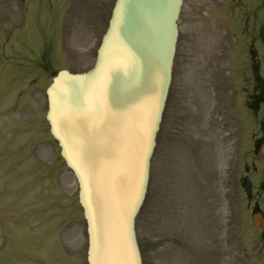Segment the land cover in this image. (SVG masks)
<instances>
[{
  "label": "rangeland",
  "instance_id": "obj_1",
  "mask_svg": "<svg viewBox=\"0 0 264 264\" xmlns=\"http://www.w3.org/2000/svg\"><path fill=\"white\" fill-rule=\"evenodd\" d=\"M112 2L0 0V264H87L78 187L49 134L44 90L55 70L92 66ZM220 4H182L136 218L142 264H264L251 221L254 206L264 214V92L251 102V62L238 61ZM258 50L264 79V42Z\"/></svg>",
  "mask_w": 264,
  "mask_h": 264
},
{
  "label": "water",
  "instance_id": "obj_2",
  "mask_svg": "<svg viewBox=\"0 0 264 264\" xmlns=\"http://www.w3.org/2000/svg\"><path fill=\"white\" fill-rule=\"evenodd\" d=\"M182 0H115L92 69L59 71L46 118L73 171L88 264H141L135 218L171 79ZM258 230L260 215L253 216Z\"/></svg>",
  "mask_w": 264,
  "mask_h": 264
},
{
  "label": "flooded vegetation",
  "instance_id": "obj_3",
  "mask_svg": "<svg viewBox=\"0 0 264 264\" xmlns=\"http://www.w3.org/2000/svg\"><path fill=\"white\" fill-rule=\"evenodd\" d=\"M221 5L223 23L231 25L235 32V52L240 57L238 61L242 62L245 57L251 62L250 71L254 75L253 79L255 84L253 85V94L250 96V99L252 103H255V97H257L258 94L259 79L258 45L259 43L262 44L264 42V0H221ZM14 11L17 12L16 10ZM222 29L223 28L221 27V30ZM224 30H227L226 25H224ZM221 52L224 55L225 50ZM216 55L217 53L214 54L213 57ZM223 55L221 56L220 61H222ZM208 73L212 74L211 72ZM213 74L216 85L218 82L217 71ZM257 209L258 208L255 206L253 211Z\"/></svg>",
  "mask_w": 264,
  "mask_h": 264
}]
</instances>
